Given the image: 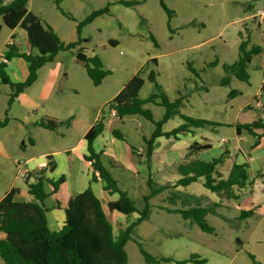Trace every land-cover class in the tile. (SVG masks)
Here are the masks:
<instances>
[{
  "label": "rangeland",
  "instance_id": "obj_1",
  "mask_svg": "<svg viewBox=\"0 0 264 264\" xmlns=\"http://www.w3.org/2000/svg\"><path fill=\"white\" fill-rule=\"evenodd\" d=\"M126 1L138 3L125 6L120 0L29 1L30 11L47 22L64 42L79 40V43L71 50L60 51L53 61L39 68L36 80L25 89L27 93L37 96L44 82L52 77L51 93L45 95L36 113H24L25 121L17 117L9 119L8 125L17 127L14 130L23 129L24 135L17 145L20 159L39 157L53 140L58 144L77 141L84 123L81 112H86L90 119L99 113L100 120L108 124V128L112 125V128L120 130L127 142L142 147L141 136L148 138L154 130L153 122L137 114L118 120L108 115L107 107V102L140 68L144 78L139 91L141 99L148 98L155 91L153 82L148 79L150 71H153L155 81L170 100L183 96L180 106L182 114L217 124L200 128L207 136L205 141L216 144L224 137L227 139L225 143L231 142L230 148L236 151L233 144L235 125L259 117L264 119L263 107L259 106L264 104V91L261 90L264 81V18L256 15L257 11L264 10V0H163L172 11L170 15L161 7L159 0ZM105 6L108 7L107 13L81 24L77 31L78 24L93 10ZM0 23L1 52L10 29L4 26L1 16ZM241 41H246L247 49L252 46L260 48L247 65V81L236 78L223 66L237 60ZM78 50L88 56L97 55L101 60L108 74L100 84L94 85L86 70L76 62ZM150 57H155L156 62L150 60L145 65ZM226 78L227 84L223 83ZM9 91L7 84L0 83V100L4 107L7 99L5 93ZM145 107L151 110L155 121L164 111L162 106L154 103H147ZM70 113L77 119L71 128L63 125L50 131L31 126L46 114L65 116L67 119L66 114ZM7 114L10 117L13 111ZM7 114L2 113L1 122L7 118ZM172 121L166 127H170ZM135 133L139 134L138 139H134ZM27 134L37 139V143L31 144L26 138ZM242 136L244 139L238 145L248 150L254 138L245 132ZM259 150V147H255L253 152L260 153ZM212 156L214 153L211 151L200 154L204 160ZM258 159L262 161L260 156ZM225 164H228V160ZM138 181L137 189L126 182L119 185L127 190L135 207L140 209L142 196L149 190L145 181ZM250 189L251 195L237 202L234 199L229 202V198L223 197L222 205L220 197L205 188L201 179L182 187V194H195L202 206L219 204L216 213H209L205 217L213 228L211 232L201 230L195 222L184 221L177 213L160 212V202L172 203L169 198L162 199L163 194L152 197L147 218L134 227L131 239L125 245L127 264H196L192 261L178 262L192 255L204 259L201 264H264V185L259 181ZM238 191L234 193L242 195ZM239 205L244 209L252 208L253 214L240 218ZM136 215L135 212L127 218H118L114 212L107 213L116 233L133 221ZM139 246L154 257L164 256L173 260L147 263ZM0 264H5L1 258Z\"/></svg>",
  "mask_w": 264,
  "mask_h": 264
},
{
  "label": "trees",
  "instance_id": "obj_2",
  "mask_svg": "<svg viewBox=\"0 0 264 264\" xmlns=\"http://www.w3.org/2000/svg\"><path fill=\"white\" fill-rule=\"evenodd\" d=\"M120 2L125 6L138 3L137 1L126 0H120ZM159 3L167 14L170 15L172 13L163 0H159ZM61 12L68 15L64 11ZM107 12V6L93 10L82 23L78 24L77 31L81 24L91 22L98 15ZM0 16L7 28L13 29L19 26L26 32L28 44L33 50L28 53L21 52L14 43H10L6 45L2 54L3 61L0 63V78L4 84L10 87L8 98V105H10L19 93L33 84L37 78L39 68L47 62L53 61L60 51L73 49L79 43V40L64 42L47 22L27 8V0H12L7 4L0 0ZM151 38L154 41V38ZM110 42L114 43V41ZM259 51L260 48L258 46H252L247 49L246 41H241L237 60L230 64H224V69L232 73L236 78L247 81V65L252 55ZM12 57H19L27 62L28 74L25 80L13 82L5 74L3 70L5 62ZM75 60L86 70L94 85L100 84L102 79L108 74V71L103 69L102 62L97 55L86 56L81 50H78ZM151 60L156 62L155 57L151 58ZM141 72L142 68L128 79L122 88L107 102V107L109 112L114 110L115 115L119 118L137 114L153 122L154 130L148 138L144 139L145 161L147 167H150L149 163L156 138L160 136L176 138L178 135L191 131L192 128L212 127L217 124L182 114L180 106L183 102V96L179 95L175 99L170 100L161 86L155 81L153 71H150L148 79L153 82L155 91L148 98L141 99L139 91L144 84ZM223 83L227 84L228 78L223 79ZM261 90L264 91V81L261 84ZM147 103H154L164 108L159 120L155 121L153 119L151 110L145 107ZM261 107H263L264 111V104ZM173 115H179L184 123L170 131L162 132V124ZM6 120L5 118L3 122H6ZM69 123L70 118L57 120L50 117H42L37 122L39 126L49 130H55L63 125L68 127ZM103 129V121L98 120L85 133L84 138L87 141L88 151L85 159L91 160L94 172H98L104 189L109 193H117L118 198L109 201L104 207L91 188L88 187L68 200L64 208L65 221L63 226L56 231L50 230L46 219L48 208L45 198L48 194L44 189V181L52 185V192H54L59 183L63 181V177L53 181L46 176L55 166L53 158L47 156L48 166L46 168L37 167L32 170H26V176L23 179L28 192L33 196V201L17 199V194L19 193L17 187H12L0 199V258L5 264H127L128 257L125 245L131 239L134 227L147 218L150 210L149 199L152 196L160 193L168 186L173 188L177 186L186 187L201 179L203 186L220 198L232 199V196H237L233 199L238 200L239 195H237L238 193L235 194L236 190L241 191L243 194L250 183L248 180L247 162H233L228 173L224 176L219 166L226 158L227 152L223 151L216 157L204 160L198 157V153L209 149L211 147L210 143L194 141L189 146L185 159L176 166L179 178L172 185L165 183L153 187L151 183H148L149 192L142 196L143 205L140 209H137L132 199L117 186L116 181L108 170L101 165L99 154L95 153L92 148L93 140ZM256 130H259V132ZM235 131L238 136L243 132L253 136V146L262 139L264 142V119L259 117L251 122L236 124ZM117 136L120 137L119 135ZM260 177L264 178V173ZM96 179L97 177L93 173L91 181ZM174 196L175 193H171L168 197L170 202H172V197ZM218 205V203H213L212 205L202 206L197 201L193 206L178 208L176 211L184 219H190L195 222L201 230L211 232L213 228L208 225L205 217L209 213H216ZM112 211L119 212L126 218L135 212L138 216L120 229L117 235H114L112 224L107 216V213ZM252 214V208L241 210L239 217L244 218ZM139 250L147 263L173 260L164 256L154 257L141 246H139ZM187 261L201 264L205 260L192 255L189 259L178 262L185 263Z\"/></svg>",
  "mask_w": 264,
  "mask_h": 264
},
{
  "label": "crops",
  "instance_id": "obj_3",
  "mask_svg": "<svg viewBox=\"0 0 264 264\" xmlns=\"http://www.w3.org/2000/svg\"><path fill=\"white\" fill-rule=\"evenodd\" d=\"M11 1L12 0H3V3L7 4ZM29 1L30 0H27V8L29 5ZM1 29H2V25L0 23V31ZM10 43H14L21 52L28 53L33 51L31 50L27 42L26 32L21 27L16 26L13 29H10L7 33V41L5 43L3 50L0 52V63L3 61L2 54L5 50V47L7 44ZM22 45H25L24 48H22ZM151 58L153 57L148 58L145 63L149 62ZM3 70L11 81L20 82L25 80V78L27 77L28 64L22 58L12 57L11 59L6 60ZM51 78L52 77L48 78L44 82L42 86V91L37 96H34L32 93H27L26 91L27 88H26V90L18 94V96L13 101L15 102L13 104L11 103L10 105H8V98L10 91L5 93L7 97L5 107L2 105L3 104L2 100H0V116L2 115V113L7 114L8 111L10 110L11 112L13 111L12 116L9 117V115L7 114V118H6L7 121L5 122V124L0 121V182L2 180L0 184V199L12 187H17L19 189V193L17 194V199L22 201H33L34 200L33 196L28 192L27 187L23 181V178H21L18 174L17 163H21V167H23L25 170H32L37 168L38 162L42 158L51 156L55 162V166L50 172L46 174V176L52 179L53 181H56L60 177H63V181L59 183L58 187L54 192H52L53 191L52 185L49 182L44 181V189L48 194V196L45 198V203L48 208L46 212L47 226L50 230L56 231L59 230L64 224L65 221L64 208L66 207L70 197L90 187L92 192L100 200L102 205L106 207L109 201H113L118 198V194L109 193L104 189L103 183L100 177L98 176V172L97 171L94 172L91 160L85 159V155L88 154V151H87V141L85 140L84 135L87 132V130L96 121L100 120L99 113H96L94 117L90 119L86 115V112L85 113L81 112V116L84 120V123L81 126L82 134L77 139V141H74L71 144H63V143L58 144V142L53 140L48 145H46L47 147L44 148L42 154L39 157L36 158L31 157L24 160L19 158L20 155L17 151L18 150L17 145L19 139L24 135L23 129L21 127L22 131L14 130L17 127L8 125L9 123L8 121L11 117H17L18 119L25 121L26 116L24 113H27L28 111L29 113L32 112L36 113V111L44 102L45 95L47 94V96H49V94L51 93V88H50L52 83ZM0 83H3L1 81V78H0ZM48 115L49 114H46L45 117H50L57 120H66L64 118L65 116L56 117V116H48ZM66 115L68 118H70V123L68 127L71 128L72 125H74L77 122V119L75 116H73L72 113ZM108 115L118 120L122 119L116 115L112 116L111 112H109ZM171 120H173L172 125L170 127H166V124H168V122H170ZM37 122L31 123V126L33 127L39 126ZM103 123H104V129L93 140L92 148L95 153L99 154V161L101 165L108 170L110 175L116 181L117 186L121 190L125 191L127 195H128L127 190L123 189L119 185L120 182H122V185H124V182H126L128 186L132 187L133 189H137L140 184L138 180L141 179L145 181V185L147 186L148 190H149L148 183H151L153 187H157L165 183H169L170 185H172V183H174V181H176V179L179 178V174L178 171L176 170V166L185 159L188 148L194 141L198 143H205V142L210 143L211 147L201 152L203 153V152L211 151L212 153H214V156L212 157H216L220 155L223 151L227 152L226 158H224L223 162L219 166V169L222 171L224 176H226V174L228 173L233 162L248 163V173H249L248 180L250 183L247 185V189L243 192V194L239 196L238 200L234 199L236 202L239 201L242 197L251 195L252 191L250 189V186L254 185V183H259L261 178L260 176L264 173L263 139L254 146H253L254 143V139H253V141L249 145V149L243 150L240 148L238 144L240 140L244 139V137L242 136V134L238 136L235 131V139L233 143L235 144L234 146L236 148L235 151L230 148L231 142L223 144L218 141V143L213 144L209 141H205L207 139V136L202 131V129L192 128L191 131L187 132L186 134L178 135L176 138H171V137L166 138L164 136H160L156 138L149 163L150 167H147V163L145 161V154H144L145 153L144 139L147 137L142 135L141 140L143 142V146L137 147L131 144L130 142H127L119 129L112 128V125L110 126L111 128H108V124H106L104 121ZM183 123L184 121L179 115H173L169 117L162 124L161 131L162 132L170 131L173 128ZM40 127L46 129L42 126ZM256 131L259 132V130ZM61 135L65 136L64 133H62ZM117 135H119L120 137H118ZM133 137L134 139H138L139 134L135 133L133 134ZM26 138L31 144H35L38 141L37 139L32 138L28 134ZM39 139L42 140L41 137H39ZM255 147H259L260 153L253 152L255 150ZM201 152L198 153V157H200V154H202ZM256 155H258V157L260 156L262 158V161H260ZM251 158L252 161H250ZM225 159L228 160V164H225L226 161ZM93 173L97 177L95 181H91V177ZM256 173L258 174L257 176ZM248 189L250 190L248 193L249 195L248 194L246 195L247 193L246 191ZM171 192L175 193V196L172 197V202H171L172 204L163 203L164 201L160 202L163 203V204L160 203L158 204V210L160 212H164L165 214L177 213L181 216V214L177 212L176 209L193 206L194 204L192 203H197L198 201L197 196L195 194H188V195L182 194L181 186H177L175 188H173L172 186H168V188L164 189L158 194H163L162 199L163 198L167 199L168 194ZM222 200L223 199L220 198V202ZM230 200L231 199H229L228 201L230 202ZM238 207L240 208V205ZM240 209L247 210L242 207ZM113 212L116 214L118 218H126L123 214H120L119 212L116 211H112L108 213L111 214ZM181 218L184 221H191L190 219H184L182 216ZM113 234L117 235L114 229H113Z\"/></svg>",
  "mask_w": 264,
  "mask_h": 264
},
{
  "label": "built area",
  "instance_id": "obj_4",
  "mask_svg": "<svg viewBox=\"0 0 264 264\" xmlns=\"http://www.w3.org/2000/svg\"><path fill=\"white\" fill-rule=\"evenodd\" d=\"M256 15H258L259 17H261V18H264V10H262V11H257L256 12ZM256 17V16H255ZM261 105L262 104H260L259 106L261 107ZM111 115L112 116H115V111L114 110H112L111 111ZM225 142H227V139L226 138H224V137H222L221 139H220V143H225ZM252 159V158H251ZM89 163H90V161H89ZM17 166H18V173H19V176L21 177V178H25V176H26V170L23 168V167H21V163H17ZM48 166V160H47V158H42L39 162H38V166L37 167H40V168H46ZM260 183H262L263 185H264V178H260Z\"/></svg>",
  "mask_w": 264,
  "mask_h": 264
}]
</instances>
